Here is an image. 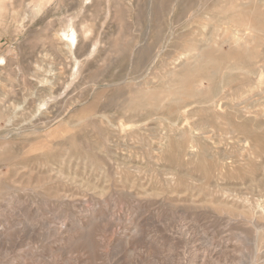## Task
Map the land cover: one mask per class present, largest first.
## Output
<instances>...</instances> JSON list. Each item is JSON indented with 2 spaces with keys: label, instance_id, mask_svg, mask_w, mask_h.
Returning <instances> with one entry per match:
<instances>
[{
  "label": "rangeland",
  "instance_id": "1",
  "mask_svg": "<svg viewBox=\"0 0 264 264\" xmlns=\"http://www.w3.org/2000/svg\"><path fill=\"white\" fill-rule=\"evenodd\" d=\"M163 1L0 0V225L17 224L11 237L0 228V260L105 264L127 250L139 264L126 227L151 219L147 236L175 242L180 260L189 228L228 242L233 264L264 263V41L218 20L245 0H187L183 13L182 0ZM234 35L254 54L229 59L213 93L204 79L188 96L135 105L138 91L175 81L194 46L225 52ZM113 213L121 223L100 233L96 254L56 234L64 221Z\"/></svg>",
  "mask_w": 264,
  "mask_h": 264
},
{
  "label": "bare ground",
  "instance_id": "2",
  "mask_svg": "<svg viewBox=\"0 0 264 264\" xmlns=\"http://www.w3.org/2000/svg\"><path fill=\"white\" fill-rule=\"evenodd\" d=\"M173 1L176 2L177 0H173ZM167 2H169V0H164L162 2L160 9H163L167 5ZM187 3H188L187 0H184V1L182 0V2H180L179 5H181V8H180L181 13L185 11L188 12L189 8H192V6H188L189 4ZM214 5L221 7L219 4V1L217 0L214 2ZM228 5H229V2L224 6V8H221V11L218 13L219 14L218 20H221V21L225 20L224 24L228 25L229 28L233 27L232 25H235V26L238 25L241 27L245 26L243 29L252 28L255 31V34L253 35L252 40L256 42V45L264 41V39L262 38V35L264 34V9L262 8V5L261 6L256 5L252 0H247V1L245 0L244 3L240 4V8L238 10H233V11H231L232 9L227 7ZM232 31L234 30L232 29ZM69 32H68L69 34L64 33L62 35L63 36L62 39L64 38V40L67 42V45L70 47L73 43H76L77 35L74 29L71 27H70ZM238 40L239 38L235 37V35L232 36L229 42V48L225 52H220L217 49L215 43L211 42L212 40H210L209 43L203 44L202 46L200 45L198 47L194 46L193 49L195 50L196 48V52L191 55L192 60L183 62L181 64L179 71H176V72L171 71L169 73L171 76H174L175 81L168 82V85H165L162 88H159L157 90L138 91L137 100H135V105H139V106L142 105L143 104L142 100L141 99L138 100V98L140 97L143 98V96H146V95H148V97L151 99L152 102L155 100H159L158 99L159 94L161 95L164 92H168V93L171 92L173 93V95L178 93L179 95L188 96V94L193 93V91H191V85L194 84L195 82H198L204 79L210 82L211 84L210 92L213 93L216 90V82H214V76H216L219 69L224 67L225 63L229 59L235 58L238 61H243V59L245 60L246 58L251 57L250 54H252V56L254 54V50L249 48V46H247V43H251L252 40L249 41L246 39L245 41L241 43L238 42ZM147 50H148L147 48L142 49L141 55H147L148 54ZM0 60H1L0 64H2V61H4V59L0 58ZM152 60L153 59H151V62ZM176 97L178 98V95ZM241 128L243 130H246L245 126H241ZM256 141L260 142L261 144L264 143V136L258 135L256 137ZM15 157L16 156H12V157L9 156L7 160L13 161ZM3 161H6V160L0 159V162H3ZM85 211H88V210L85 209ZM121 217L113 213L110 221L100 222V223H96V220L99 218L95 214H89L87 216H84L83 218L77 217L71 220V224L66 223L64 221L62 222V225L61 224L58 225V227L60 228L58 229V231H56V234L58 238L60 240L65 241L67 245L68 244L72 245L71 243H76L75 244L76 248L85 250L87 252L92 250L93 252L92 254H96L98 251V248H100L99 242H98L99 241L98 236L100 235V233L107 232L109 231V229H111V227L119 225L121 223ZM26 218L28 217L26 216ZM61 221H63V219H61ZM150 222H151V219H149V221H146V222L143 221V223L141 221L142 224H138L136 221L135 222L131 221L130 225L126 227L130 232L129 233L130 235L129 234L128 235L130 236L129 240H130V243L132 244V250L136 251L134 252L135 254L139 253V254H142L143 257H146V261L144 262L142 261L139 264H146V263L148 264H233V260L231 259V253H233L234 250L232 248H229L228 242L215 243L213 242V240L209 239L203 234L204 231L203 232L201 230L196 231V230H192L189 228H185V229L181 228L180 230L181 232L180 235H182L181 237H183L188 247V251H189L188 255L184 257L182 260H180L179 257H177L176 252H174L176 251L175 246H174L175 242L173 244V242L171 241L167 242L165 240L167 243L162 244L161 241L159 242L156 240H152L147 236L146 227L147 225L150 224ZM26 225H28V223ZM3 226L0 225V228L2 227L1 229H6L5 232L7 236L9 237L14 236V233L11 230H13L17 226L16 222H12L7 225L5 223ZM24 227L27 228L25 225ZM198 233L203 234V235H199ZM106 244L109 245V243H106ZM126 253H127V250L124 251V255L121 261L119 262L116 261L113 263L106 262L105 264H137V263H133L128 253L127 254ZM3 258H7V256L3 255L1 259ZM21 259H23V257H21ZM136 260H137V257H136ZM227 260H229V262H227ZM104 261L102 262L103 264H104ZM7 263L8 261H6V259L0 260V264H7ZM85 264H94V263L93 261H90L89 263H85Z\"/></svg>",
  "mask_w": 264,
  "mask_h": 264
}]
</instances>
